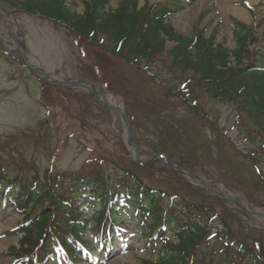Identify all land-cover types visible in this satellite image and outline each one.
Segmentation results:
<instances>
[{"label":"rangeland","instance_id":"374dc122","mask_svg":"<svg viewBox=\"0 0 264 264\" xmlns=\"http://www.w3.org/2000/svg\"><path fill=\"white\" fill-rule=\"evenodd\" d=\"M87 1L66 0V5L82 15ZM174 1L138 0V7L146 5L151 13ZM8 6L0 1V50L7 53L0 54L3 174L29 178L50 171L60 178H113L122 174V167L130 169L135 154L147 165L133 166V171L162 205L184 201L198 213L208 200L219 213L225 207L232 214L223 215L222 224L215 219L214 231L225 229L227 237L248 242L264 259V131L255 114L239 101L211 98L207 78L171 52L174 43L165 41L158 51L148 44L131 47L145 21L115 42L112 30L77 32L36 12ZM117 6L118 0L107 5L112 10ZM232 21L252 25L256 34L264 35V0H185L183 10L168 19L176 36L197 35L198 24L206 27L205 39L214 37L215 44L231 51ZM9 53H20L24 60ZM250 154L258 166L245 159ZM134 183L126 179L123 186ZM4 209L0 264H13L8 251L20 236L10 232L23 217L9 205ZM122 235L125 242L119 245L116 239L111 257L100 252L93 264L156 261V246L146 245L139 233ZM123 245L126 251L121 253ZM212 245L221 249L217 240ZM230 255L241 258L232 251ZM57 261L63 264V255Z\"/></svg>","mask_w":264,"mask_h":264},{"label":"trees","instance_id":"16d2710c","mask_svg":"<svg viewBox=\"0 0 264 264\" xmlns=\"http://www.w3.org/2000/svg\"><path fill=\"white\" fill-rule=\"evenodd\" d=\"M0 1L18 12H36L77 32L112 30L115 42L136 23L145 21L142 35L131 47L148 44L150 50L158 51L165 41L174 43L171 52H177L183 64L207 78L206 92L211 98L243 103L248 113L261 120L258 128L264 131V46H260L264 35L256 34L252 25L232 22L235 48L231 51L215 44L214 37L205 39L206 27L200 29L198 24L194 27L197 35L176 36L168 22L171 14L177 12L172 5L157 7L149 13L146 5L138 7V0H118L114 10L108 9L109 0H88L83 14L77 15L67 7L66 0ZM253 158L251 154L245 157L251 165L258 166ZM130 166L132 171L122 168L121 176L105 179L75 174L60 178L50 171L26 178L1 172L0 203L12 205L23 215L12 232L21 236L18 248L9 249L15 264H50L58 251L73 260L80 251L89 254L94 250L92 236L112 240L117 227L125 226L127 217L136 220L146 241L160 245L156 261L142 264H264L262 254L248 242L232 240L225 229L214 231L212 222L218 219L216 222L222 224L221 219L231 213L225 207H220L219 213L218 206L208 199V205L199 213L184 201L162 205L156 198L158 194L134 176L136 169L132 167L137 165ZM126 178L135 180L134 185L123 186ZM120 200L124 206L118 211ZM168 232L175 243L167 239ZM211 240H217L221 250L210 252ZM230 251L241 258L231 257Z\"/></svg>","mask_w":264,"mask_h":264}]
</instances>
